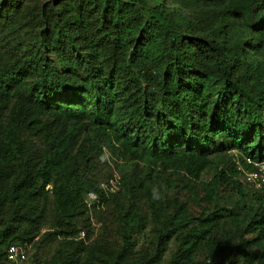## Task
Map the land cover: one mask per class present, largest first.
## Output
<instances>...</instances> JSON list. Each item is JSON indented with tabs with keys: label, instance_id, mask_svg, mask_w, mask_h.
<instances>
[{
	"label": "trees",
	"instance_id": "16d2710c",
	"mask_svg": "<svg viewBox=\"0 0 264 264\" xmlns=\"http://www.w3.org/2000/svg\"><path fill=\"white\" fill-rule=\"evenodd\" d=\"M19 3L7 0L0 14ZM34 18L32 43L0 64V264H10L9 247L40 234L30 215L50 195L54 233L78 236L77 217L100 192L88 180L99 140L124 161L147 164L153 179L172 170L199 182L214 167L203 184L209 202L223 190L251 193L257 209L219 208L197 219L192 238L178 232L192 220L181 207L177 229L156 240L161 248L181 239L172 264H264V191L243 184L235 165L264 161V0H50ZM124 82L135 89L126 121L116 114ZM51 113L54 121L43 119ZM32 138L43 140L40 154ZM226 221L243 234L226 233L213 251ZM27 222L33 235L12 237Z\"/></svg>",
	"mask_w": 264,
	"mask_h": 264
},
{
	"label": "rangeland",
	"instance_id": "374dc122",
	"mask_svg": "<svg viewBox=\"0 0 264 264\" xmlns=\"http://www.w3.org/2000/svg\"><path fill=\"white\" fill-rule=\"evenodd\" d=\"M6 1L0 0V10H3L2 5H6ZM49 1L20 0L17 9L0 14V64L15 59V56L24 52L26 45L32 43V37L39 28L34 18L37 8ZM126 1L144 2L151 7L161 3V0ZM168 1L175 7L178 3V0ZM122 87L129 90L116 114L119 119L126 121L130 111L128 109H132L129 99L135 89L126 87L125 82ZM53 115L54 113L45 115L43 119L54 121ZM94 145L90 155L95 160V165L88 180L100 190L95 192L98 199L101 194L108 193L109 201L101 202L94 209L96 202L93 203L87 197L91 209L77 217L79 234L73 239H65L54 233L56 216L52 195L48 200L37 203L30 216H37L36 224L40 227V234L31 244H27L31 264H134L138 260L145 264H172L174 255L181 250V239L176 241L174 238L166 247L161 248L156 240L159 234L177 229L174 219L183 218L181 207L187 210V215L192 220L186 224L188 218H183L181 225L184 228L178 232L183 231L190 238L199 230L197 219L212 214L219 208L238 209L242 215L245 213L243 205L258 208L248 191L245 199H239L228 190H223L215 201H207V191L203 184L210 182L215 176L214 167L205 172L199 182H191L185 174L172 170L163 171L158 178L153 179L150 175L146 176L147 164L133 159L124 161L118 154L109 152L101 140ZM30 146L35 153L40 154L44 148L43 140L32 138ZM126 175L128 178L125 181L128 185L125 187L123 177ZM129 214L135 217H125ZM33 226L27 222L12 237L20 234L25 237L33 235ZM226 233L237 240L235 237L239 233L243 234V230L237 232L235 226L226 221L224 230L214 233L216 242L210 243L213 251L217 250V244L222 237H227ZM253 237L244 235L245 239ZM20 242L22 241L13 240V243Z\"/></svg>",
	"mask_w": 264,
	"mask_h": 264
},
{
	"label": "built area",
	"instance_id": "2783aa9c",
	"mask_svg": "<svg viewBox=\"0 0 264 264\" xmlns=\"http://www.w3.org/2000/svg\"><path fill=\"white\" fill-rule=\"evenodd\" d=\"M236 168L242 173V183L254 191H264V161H255L252 157H245L243 161L235 159ZM88 199L98 202L95 193L89 194ZM7 261L10 264H31L29 261V247L12 245L7 250Z\"/></svg>",
	"mask_w": 264,
	"mask_h": 264
}]
</instances>
